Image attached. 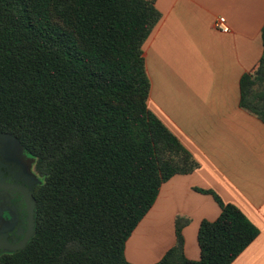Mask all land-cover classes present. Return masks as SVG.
<instances>
[{"label": "trees", "instance_id": "1", "mask_svg": "<svg viewBox=\"0 0 264 264\" xmlns=\"http://www.w3.org/2000/svg\"><path fill=\"white\" fill-rule=\"evenodd\" d=\"M156 0H0V133L34 157L35 230L0 264H133L128 238L164 182L198 162L148 106L144 44ZM261 36L264 46V25ZM241 105L264 121V52L241 79ZM211 192L210 190H203ZM199 259L176 243L155 264H231L259 228L215 195Z\"/></svg>", "mask_w": 264, "mask_h": 264}, {"label": "crops", "instance_id": "2", "mask_svg": "<svg viewBox=\"0 0 264 264\" xmlns=\"http://www.w3.org/2000/svg\"><path fill=\"white\" fill-rule=\"evenodd\" d=\"M156 6L161 18L144 44L148 106L198 166L162 184L125 256L133 264L157 263L176 243L180 215L188 218L184 253L199 259V227L219 216L218 195L259 228L231 264H264V121L241 105L242 76L264 52V0H156ZM220 15L229 32L214 27Z\"/></svg>", "mask_w": 264, "mask_h": 264}, {"label": "flooded vegetation", "instance_id": "3", "mask_svg": "<svg viewBox=\"0 0 264 264\" xmlns=\"http://www.w3.org/2000/svg\"><path fill=\"white\" fill-rule=\"evenodd\" d=\"M20 154L0 137V237L6 234L8 241L14 244L24 238L28 229L26 201L17 185L24 184L30 188L34 199V189L38 184L34 181L31 185L29 181L32 180L27 181L28 170ZM4 251L13 250L0 247V253Z\"/></svg>", "mask_w": 264, "mask_h": 264}, {"label": "water", "instance_id": "4", "mask_svg": "<svg viewBox=\"0 0 264 264\" xmlns=\"http://www.w3.org/2000/svg\"><path fill=\"white\" fill-rule=\"evenodd\" d=\"M0 134L11 135L21 145L20 141L14 135H12L10 133H0ZM26 179H27V181L32 180V182L29 181V183H31V185L34 183V181L39 183L38 178H36L31 173L28 175V177ZM17 188H19L22 191V193L24 195V198H25V201H26V206H27V210H28V229H27V232H26L24 238L21 239L18 243H15V244L8 241L6 234H3L0 237V247L3 246L4 249L13 250V251H16V250H19V249H22V248L25 247V245L27 244V242L29 241L31 236L34 234V227H35V217H34V214H35V201H34V199L32 197L31 189L27 188L24 184L23 185H17Z\"/></svg>", "mask_w": 264, "mask_h": 264}, {"label": "rangeland", "instance_id": "5", "mask_svg": "<svg viewBox=\"0 0 264 264\" xmlns=\"http://www.w3.org/2000/svg\"><path fill=\"white\" fill-rule=\"evenodd\" d=\"M0 137L3 138V140L10 145L15 151H19L22 157H24V162L26 164V168L28 170V173L33 174L36 178H38L39 183L41 182L42 178L39 177L35 171H34V163L35 159L32 155H30L25 149H23L22 145L19 144V142L8 134H0Z\"/></svg>", "mask_w": 264, "mask_h": 264}, {"label": "built area", "instance_id": "6", "mask_svg": "<svg viewBox=\"0 0 264 264\" xmlns=\"http://www.w3.org/2000/svg\"><path fill=\"white\" fill-rule=\"evenodd\" d=\"M214 27L222 32H229L230 26L225 16L220 15L214 21Z\"/></svg>", "mask_w": 264, "mask_h": 264}]
</instances>
